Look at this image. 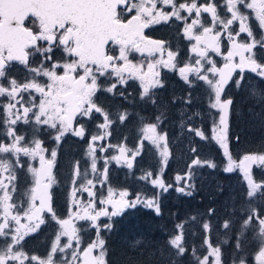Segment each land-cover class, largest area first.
Returning a JSON list of instances; mask_svg holds the SVG:
<instances>
[{"label": "snow or ice", "instance_id": "snow-or-ice-1", "mask_svg": "<svg viewBox=\"0 0 264 264\" xmlns=\"http://www.w3.org/2000/svg\"><path fill=\"white\" fill-rule=\"evenodd\" d=\"M225 13H230V16ZM205 14L210 17V22ZM253 19L257 22L255 25L251 22ZM177 21L194 54L187 61H177L179 52L173 51L166 41L151 39L145 34V30L154 25ZM56 50L63 54L60 59L54 58ZM258 50L264 57V0H220V3L217 0H0V98L6 97V101L0 103L3 112L0 122L6 126L5 136L11 138L10 143L0 141V175L7 173L6 177L0 178V208L3 209L0 216V239L3 241L0 245V264H109L105 240L99 232L101 229L111 230L112 225L99 224L101 217L110 220L137 204L154 210L157 215L161 214L155 195L144 199L136 196L128 200L125 198L129 193L122 191L119 198L114 199L112 189L108 190L106 198L99 199V204L104 207H98L93 191L95 184L88 178L86 169L81 172L77 162L70 176L75 185L71 203L76 210H70L67 219L57 218L49 193L55 183L53 168L57 151L42 147L41 141L35 138L29 146L25 137L17 133L15 126L18 122L34 123L54 130L53 138L57 142L69 133L83 139L85 120H91L93 113H99L104 123L98 127L104 132L89 134L88 154L92 158L91 169L95 172L96 148L93 145L111 134L109 128L114 122L99 104L96 94L99 91L113 92L116 82L104 88L102 77H115L120 84L138 80L143 96L152 103H155L152 90L164 86L160 79L163 69L178 72L190 86L195 80L207 84L210 107L219 114L218 123L215 118L213 120L212 139L227 157L224 170L242 171L247 181V197L264 202V181L257 182L252 175L253 165L264 168V152L245 154L239 163L233 159L229 150L233 99L225 94L230 83L236 88L241 86L245 73H252L264 81V59L257 58ZM134 53L143 59L134 62ZM17 64L23 65L29 73L22 81L10 75ZM39 77L46 80L41 81ZM251 95L264 102V89L253 90ZM187 102L191 103V100ZM117 118L123 122L127 114L117 113ZM157 127V124L148 125L143 130L146 133L144 139L159 149L161 164L166 166L171 155L167 133L158 132ZM189 131H194L202 140L208 139L199 129ZM100 151H106V147L101 145ZM119 151V156L111 158L117 163L124 158L131 168L139 150L133 151L130 158L125 157V148L121 147ZM46 153L49 158H46ZM21 156L33 161L38 159L39 162V167L28 169L34 178V187L28 193L26 210H22V205L11 202L15 192L12 181L16 179V167H24ZM205 163L216 167L214 163L199 158L192 160L193 165ZM102 175L106 178L107 167ZM192 175L189 170L186 177H176L177 181H188L177 191L191 195L187 189L194 187ZM151 176L152 173H148L143 179L148 180ZM149 182L165 192L172 187L162 177ZM77 192L88 193L86 203L76 197ZM45 212L51 214L61 231L45 258L29 256L23 251L22 242L25 236L35 232L45 222L42 218ZM22 218L29 223L22 224ZM33 220L36 222L32 223ZM74 221L90 222L89 226L97 229L96 240L82 244L79 233L83 229L77 228ZM176 227L183 229V225ZM203 227L210 231L209 224L205 223ZM223 227L228 229L229 223H224ZM249 232L251 237L246 235ZM61 237H67L64 244L60 243ZM240 237L236 248L242 250L251 238L256 244L254 262L264 264V210L258 212L249 205L248 214L240 224ZM182 241V232L170 241L177 256L187 251ZM57 253L62 255L57 257ZM195 259L197 264H223L220 247L210 241L206 254L195 256ZM167 264L178 262L168 261ZM233 264H249V261L241 255Z\"/></svg>", "mask_w": 264, "mask_h": 264}, {"label": "flooded vegetation", "instance_id": "flooded-vegetation-1", "mask_svg": "<svg viewBox=\"0 0 264 264\" xmlns=\"http://www.w3.org/2000/svg\"><path fill=\"white\" fill-rule=\"evenodd\" d=\"M218 3H220V0H217ZM222 10V8H221ZM251 11V10H247ZM226 15L230 16V13H225ZM205 16L209 19L208 14H205ZM252 24L255 25L257 22L253 19ZM235 27V25H234ZM259 31V30H258ZM145 34L149 35L151 39H159L164 40L168 43V45L171 46V49L173 51H178L179 55L177 56V61H187L193 58L194 54L190 51V42L184 38L183 36V28L180 24V22H169L167 24L161 23L154 25L148 29L145 30ZM243 36V34H242ZM63 54L56 50L54 54V58L60 59V57ZM135 57L134 62H139L143 58L138 54H133ZM132 57H130L131 59ZM258 59H264L259 53L258 50ZM218 61L222 63L219 57H216ZM182 66V65H181ZM10 75L17 79L18 81H22L26 76L29 75L27 70L23 65H15L13 69L10 71ZM41 81L46 80L44 77H39ZM160 79L163 82L162 88L153 89L152 92L155 94L152 96V100H155V103H152L151 100H149L147 97L143 96V89L140 85V82L138 80H129L127 84H120L116 81V78L113 77L112 79L107 78H101L103 81V87L107 88L110 87L114 82H116V88L114 89V92L122 93L123 95H118L122 99H124V102H131V107H133V111L129 109L127 111L126 109L115 111L113 115L110 114V111L108 109V105L106 103V100H104V97H109V93L107 91H99L97 92V97L101 101V106L105 111L108 112L109 118L113 120L114 122L110 125L109 131L110 135L105 138V140H98L95 142L93 147L96 148V153H100L101 160H98L96 158V164L97 169L95 172L90 173L89 179H92L95 188L93 191L96 193V200H97V206L98 207H104V205L99 204V199L106 198L108 195V190L112 189V191L115 193L114 199L119 198V193L123 191V188L121 185H117V178L119 175H122L124 172H128L129 169L135 168L137 164H139L138 154L135 156V159L132 161V167L129 168L127 166V163L125 162V159L122 158L119 163H117L116 160L112 159L113 156H119L120 151L119 149L121 147L125 148L127 151L125 152V157L130 158L133 154L134 148L137 149L141 148V143L136 145V137L131 139L130 137L126 136V133H141L143 132L144 135L141 138V142H145L144 136L145 132L144 129L147 128L148 125L154 124L156 121L157 116L160 118L168 119L169 116L177 117L178 112V105L179 104H187L188 106L195 108L203 114V117L206 116L213 117L218 116L219 114L215 109H212L210 107L209 102V95L210 90L203 81L195 80L194 77H189L190 80H195V82L190 86L188 83H186L180 76L179 73L176 71H169L167 69L161 70ZM261 89H264V81H262L259 77H256L252 73H245V81L241 84L239 88H236L233 84H229L227 88L225 89V94L230 96L233 99V115L231 118L230 123V129L229 134L234 135V132L237 130L238 120H237V109L236 105L238 101L241 99H247L248 97L252 96L251 93L253 90L259 91ZM131 92L130 95H126L124 93ZM259 98L258 96H256ZM191 100V103H188V100ZM6 101V97L0 98V103H3ZM129 104V103H128ZM264 106V105H263ZM19 107V105H17ZM264 112V107L263 110ZM117 113H126L127 118L120 122L117 118H114L113 116L117 117ZM3 116L2 110H0V117ZM112 116V117H110ZM263 117V120L261 123L256 125L257 131L264 136V114L261 115ZM79 119V118H77ZM141 120V124H135L136 121ZM203 122V121H201ZM104 123L103 116L99 113H93V118L91 120L86 119L85 120V136L83 139H81L78 136L73 135L72 133H69L65 135L61 141L57 142L53 138V132L54 130H51L47 128V126H40L32 124H24L22 122H18L15 126L17 133L20 135H23L25 137V142L28 143L29 146L31 145V141L33 138L40 140L42 143V147L48 149L51 151L52 149H55L57 151V158L55 161V165L53 168V175L55 177V183L52 184L50 187V193L52 196V207L56 213L57 218L61 219H67L70 210L75 211V207L72 205L71 202H69L70 193L72 191V188L75 186L72 184L71 179L70 185H64L62 182V179H67L69 177V170L70 165L74 163V156L75 153L70 152V146L74 145V149L78 146L80 148H85L86 152L89 147L90 143V135H96L98 133L102 134L104 132V129L98 127V125ZM167 128V125L164 126ZM6 126L0 122V141L10 143L11 138L5 136ZM208 133V132H206ZM123 134L122 136H120ZM233 139V138H232ZM264 140V137L261 138ZM76 140L77 142H74ZM130 141V142H129ZM142 143V144H143ZM104 145L106 147V151H100V146ZM108 145H111V147H108ZM233 147L230 148L229 143V150L231 154H237L234 151L236 150L234 148V142L232 140ZM204 146V144H202ZM259 146L257 149H249L246 154L249 153H260L264 152V146ZM46 158H49L48 153L45 154ZM21 161L24 164V167H16L15 175L16 179L12 181V184L15 185V192L12 193V201L13 203H16L18 205H22L23 209L26 210L28 206V193L30 190L34 187V178L32 176V173L28 170L29 167H39L38 159L36 161L31 160V158L23 157L21 156ZM89 161H92V158L89 159L85 157V160L79 164L81 167H88ZM76 164V162L73 164V166ZM255 165H253L254 167ZM105 167H107V176L106 178L101 174L100 181L96 183L97 177L96 174L103 170ZM256 167V166H255ZM103 172V171H102ZM256 172H258L256 175H253L257 178V180L264 181V171L262 172L258 167H256ZM238 173V172H237ZM7 173H4L0 175V178L6 177ZM244 176V175H243ZM241 174L238 173V178L240 179ZM242 180L243 177L241 178ZM79 181H77V184ZM0 194H2V191H0ZM102 194V195H101ZM76 197L80 198L83 203H86L89 199L87 192H77ZM125 199H128L126 197ZM129 200V199H128ZM260 203H264L261 202ZM259 212L261 210H264L263 207H254ZM133 209V208H129ZM127 209V210H129ZM125 210V211H127ZM16 211L15 209L13 210ZM124 211V212H125ZM3 215V209L0 208V216ZM116 217H112L110 220L107 217H101L98 223L100 222L101 225L105 223H110L111 221L116 219ZM44 219V223L39 226V228L27 236H25L23 240V251L27 253L29 256L35 255L40 258H45L52 247V245L55 242L56 236L59 235L61 228L59 224L56 223V220L51 217L50 213L45 212L42 216ZM36 221L33 220L32 223H35ZM81 222V224H79ZM22 224L29 223L27 219L21 220ZM77 228H82L81 231L84 235V238L82 239V244H86L88 242H93L91 237H94V235L97 237V229L90 227V222L88 221H74ZM51 228H54V232L52 235V239L48 241L46 239V234L49 235ZM89 228L88 230H86ZM107 229H101L99 232V236L103 238V235ZM80 232V233H81ZM214 232V230L212 231ZM79 233V235H80ZM93 234V235H92ZM250 235L252 236V233L250 232ZM250 236V237H251ZM104 239V238H103ZM67 240V237H61L60 243L64 244ZM96 239H94L95 241ZM249 241L253 240L250 238ZM3 241L0 239V245H2ZM74 246L75 245L74 243ZM253 250L254 253L250 254L249 258L253 261L252 264H255L254 257L256 254V244L253 242ZM221 251L222 248L220 247ZM236 251H240L241 249H237L235 246ZM245 251L249 252L251 249H244ZM70 251V250H69ZM60 253H57V257H59ZM237 255H229V256H223L224 258H235ZM239 256V255H238ZM244 256V255H243ZM34 264V262H33ZM223 264L225 262L223 261Z\"/></svg>", "mask_w": 264, "mask_h": 264}, {"label": "trees", "instance_id": "trees-1", "mask_svg": "<svg viewBox=\"0 0 264 264\" xmlns=\"http://www.w3.org/2000/svg\"><path fill=\"white\" fill-rule=\"evenodd\" d=\"M124 94L130 95L131 92ZM109 95V97L105 96L104 100H106L111 115L115 111L123 109L127 111L130 109L134 112L131 102H124L125 98L118 97L116 91L114 94L110 92ZM98 102L101 104L100 100ZM113 117L117 118L116 116ZM141 123L142 121L139 119L135 122L138 125ZM207 134L212 137L210 133ZM138 135L142 138L144 133L141 132ZM230 135V148H232L233 139ZM74 142L77 141L74 140ZM253 142H256L255 138H253ZM204 146L210 149L207 158L214 162L216 167L213 172L204 171L200 177L193 180L192 184L194 187L191 195L178 193L179 191L173 184L174 176L177 172L176 166L173 165L171 168L175 169V172L171 171V168L167 172V180L172 185V188L169 194L164 196V201L159 203L161 208L160 215H157L152 209L138 205L123 212L122 215L111 221V230L107 229L103 235L109 264H157L159 261H164L165 264L168 261L178 262V264H197L195 256L206 254L209 241L214 246L221 247L224 256L237 255L235 258H224L225 264H233L237 260L238 255H244L249 264L253 263L249 256L254 253V246L250 248L251 251L249 252L244 250L247 248L246 244L239 252L235 250V246L237 240L241 239L240 224L242 219L248 214L249 205L251 207H263L264 203H260L257 198L250 199L247 197V188L241 179L242 176L239 179L238 173L227 174L224 172L228 161L219 146H217L218 149L211 143ZM259 146L258 143L252 145L251 142L243 144V140L240 144L234 143V148L236 149L234 152L237 154L232 153V157L233 159H238L237 156H242L249 149H257ZM70 150L76 155L74 156V163L80 160L83 162L85 157H87L85 148L77 146L74 149V145H71ZM73 164L70 165L69 177L62 179L64 185H70L69 180ZM241 182L244 183V186ZM205 183H218V186H220L219 195H215L218 186L214 191H211L210 189H205ZM231 212H233L232 215ZM226 222L229 223L228 229L223 227ZM205 223L211 226L210 231L204 229L203 225ZM177 225H183V229L176 227ZM213 230L214 232H212ZM54 231V228H51L49 235L46 234V239L49 238L48 241L52 239ZM181 232L183 235L182 242H184L183 244L186 246L187 251L177 256L175 255L176 249L171 245L170 241L174 238V235ZM246 235L251 236L250 232L246 233ZM137 241H140L141 244L137 245ZM193 252H195V256Z\"/></svg>", "mask_w": 264, "mask_h": 264}, {"label": "rangeland", "instance_id": "rangeland-1", "mask_svg": "<svg viewBox=\"0 0 264 264\" xmlns=\"http://www.w3.org/2000/svg\"><path fill=\"white\" fill-rule=\"evenodd\" d=\"M111 94H114V91L111 92ZM263 105L264 102H261L259 98L254 96H250L247 99H241L240 101H238L236 105V109H237L236 113L238 119L237 124L239 127H237V130L234 132V135L229 134L230 137L232 136L233 142L235 144H240L243 140V144L251 142L252 145L258 143V146L259 145L264 146V140L261 139L264 136H262L256 129V125L261 123L263 120V117H261V115L264 114V112L262 111ZM177 114H178L177 117L169 116L168 119L160 118L159 121L156 119L154 123L158 125L157 127L158 132L167 133L168 148L171 153L167 165L162 166L161 164L162 158L159 155V149H157L149 140L145 139V142L142 144L140 149H137L136 147L134 148V150H139L138 159L140 160L141 163L137 164L135 168L129 169L128 172H124L122 175L118 176L116 184L121 185L123 191H127L129 193V195L127 196L129 200L134 199L136 196H140L141 199H144V198H151L155 195L159 203L164 201V196L169 194L170 189L172 187L165 192L159 189L158 187L153 186L149 181L153 178L159 179L162 177L165 183L169 184L167 180V176H168L167 172L170 170V168L173 165L176 166V171H177L173 181V184L175 185L176 189L188 183L187 180L177 181L176 177L177 176L186 177L189 170H191V172L193 173L191 178V183H193L194 179L200 177L202 172L204 171L213 172L215 170V167H210L208 166L207 163L202 165H193L192 160L193 158H199L201 161L214 163L210 161L209 158H207V155H209L210 153V149H207L206 146H202V143H204V145H210L211 143L214 144L216 148L217 146L220 147V145L214 139H212L210 135L206 133L208 132L213 136L212 133V128L214 126L213 120L215 118L216 122L218 123V116H213V117L206 116L204 118L201 111L192 108L187 104H179ZM165 125H167V128L164 127ZM189 129H199L203 131L205 135L208 137V139L202 140L199 136L195 135L194 131H189ZM125 135L130 137L131 139L136 137L135 146L141 143V136L138 135L137 133H126ZM235 137H239V139L237 140L235 139ZM253 138H255L256 142H253ZM193 149H195V151H192ZM88 152H89V147L87 149V155H86L87 158L89 159L90 156ZM244 155L237 156L238 159H234V160H236V162L239 163V161L242 159ZM96 158L98 160H101L100 153L96 154ZM78 163L80 164L82 163V161L80 160L78 161ZM91 163L92 161H89L88 167L80 168L82 173L84 172L85 169L87 170L88 178L90 177V173L92 172ZM256 167L255 166L252 167L253 175H256L258 173L256 172ZM258 168L262 172L264 171V168H260V167ZM102 171L103 170H100L96 174L97 177L96 183L100 181ZM171 171L175 172V169L171 168ZM224 172L227 174H232L237 172L240 173L244 179L243 181L247 188V181L245 180L242 171L237 169L232 172H227L224 170ZM148 173H152V176L149 177L148 180L143 179V177ZM254 179L257 182H261L260 180H257L255 176ZM241 183L244 186V183L243 182ZM204 185H205V189L208 190L210 189L211 191H214L217 188L218 183H212V184L205 183ZM192 188L187 189V191H190L192 193ZM219 188L220 186H218L217 192L215 194L217 196L220 193ZM178 193L182 194V192L180 191ZM72 199L73 197L71 191L69 202H71ZM251 199H256V198H251ZM138 205H142V204H137V206ZM232 214L233 212H231V215ZM79 224H81V222H79ZM99 224L101 223L99 222ZM88 229L89 228H87L86 230ZM80 236L82 239L84 238L82 232L80 233ZM91 238L94 242V239H96L97 237L94 235V237ZM245 244L247 245L246 248L247 250L253 246V242L249 240ZM221 252L223 259L224 253L223 251Z\"/></svg>", "mask_w": 264, "mask_h": 264}, {"label": "water", "instance_id": "water-1", "mask_svg": "<svg viewBox=\"0 0 264 264\" xmlns=\"http://www.w3.org/2000/svg\"><path fill=\"white\" fill-rule=\"evenodd\" d=\"M49 193H50V189H49ZM50 195H51V193H50ZM51 198H52V196H51ZM51 204H52V200H51Z\"/></svg>", "mask_w": 264, "mask_h": 264}]
</instances>
